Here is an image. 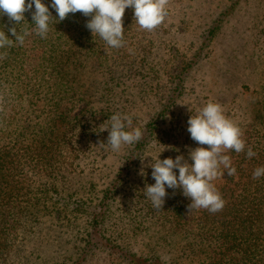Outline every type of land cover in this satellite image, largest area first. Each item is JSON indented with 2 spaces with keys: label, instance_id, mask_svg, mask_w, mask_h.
<instances>
[{
  "label": "rangeland",
  "instance_id": "rangeland-1",
  "mask_svg": "<svg viewBox=\"0 0 264 264\" xmlns=\"http://www.w3.org/2000/svg\"><path fill=\"white\" fill-rule=\"evenodd\" d=\"M43 2L51 5V0ZM83 19L84 15L80 21ZM123 20L126 46L112 49L105 43L99 45L95 55L82 50L89 68L84 77L92 93L103 73L111 76L113 72L119 78L120 105L124 113L132 116L130 127L141 128L144 143L124 145L119 152H113L107 144L100 145L101 141L107 143L109 135V130L101 129L74 165H64L51 174L35 169L30 175L35 188L32 199L42 201L43 185H55L64 195H72L67 205L52 206L51 201L46 204L43 200L42 207L41 202L30 200L19 206L0 196V218L4 213L9 219L8 211L17 218L0 234V264H129L121 255L104 248L99 236L97 241L87 234L88 212L101 206L99 197L132 155L136 169L112 206L107 229L137 256L155 249L154 253L160 251L166 260L176 263L177 239L170 237V244L161 240L168 227L162 224L164 219H160V211L151 206V201L145 204V198L140 196L146 185L155 183L148 165L158 158L184 155L187 159L189 148L200 146L191 139L187 121L209 101L220 103L224 114L247 136L255 134L252 123L264 129L259 122L260 117L264 120V0H169L168 16L152 32L135 25L132 8L125 10ZM182 79L183 87L179 89L177 83ZM24 85L16 73L10 75L6 67L0 69V87L8 96L9 111H21L18 116L28 109ZM171 96L176 99L172 105L168 104ZM90 100L97 106L104 104L96 94ZM23 121L24 118L18 124ZM93 126L110 127V120ZM0 128L10 131L4 123ZM11 132V137L17 139L19 134ZM141 159L145 175H140ZM225 182V177L214 181L217 189ZM4 188L1 183L0 191ZM167 191L166 199L191 203L182 195V189ZM73 203L90 208L84 213ZM183 205L186 219H192L196 211L187 214V205ZM53 209L58 212H51ZM188 263L186 257L180 258V264Z\"/></svg>",
  "mask_w": 264,
  "mask_h": 264
},
{
  "label": "trees",
  "instance_id": "trees-1",
  "mask_svg": "<svg viewBox=\"0 0 264 264\" xmlns=\"http://www.w3.org/2000/svg\"><path fill=\"white\" fill-rule=\"evenodd\" d=\"M48 6L54 19L47 38L42 39L33 32L24 45L14 43L10 48L0 49V52L7 53L4 59H0V69L6 67L8 74L16 73V78L26 84L23 87L29 96L28 109L18 116L21 111L10 113L9 102H6L8 96L0 87V125L4 123L10 130L0 128V184L5 185L0 196L19 206L30 200L41 202L42 207L43 200L46 204L51 201L52 206L67 205L72 195H64L55 185H43L42 201L32 199L35 188H32L31 173L38 169L51 174L64 165H74L75 159L81 157V153L90 147L93 136L102 129H94L93 125L106 122L117 112L124 113L118 98L121 95L117 88L119 78L113 72L111 76L103 73V77L98 78L94 93L88 78L84 77L89 68L81 55L82 50L95 55L100 51L99 45L105 44L98 37L94 39L86 28L88 17L84 16L80 21L83 14L77 12L59 21L57 13ZM24 15V24H32L31 12ZM29 26L34 28V25ZM8 27H11L8 17L0 16V30L15 39L7 31ZM78 34L81 37L76 36ZM182 81L177 83L179 89L183 87ZM95 94L98 101L104 100L102 106L92 104L90 98ZM168 102L171 105L176 103L175 96H171ZM22 118L24 121L19 125ZM33 120L35 124H31ZM259 122L264 124L261 117ZM250 126L255 134L253 137L244 134L245 151L226 153L237 171L235 176L225 172L226 182L218 189L226 201L222 211L196 210L189 220L182 212L183 204H188L185 199L181 202L173 198L165 200L160 219H164L162 224L168 227V232L161 240L170 244V237L177 239L176 263L166 260L160 251L154 253L155 249L148 255L137 256L136 251L123 246L107 229L112 206L136 169L131 159L133 155L124 167L118 169L106 193L99 197L101 206L96 205L88 212L87 236L92 235L97 241L99 236L104 248L121 255L129 264H180L182 257H186L188 264H264V176L253 179L254 170L264 166V129L254 123ZM11 131L19 134L17 139L11 137ZM143 143L144 139L138 145ZM248 146L257 153L251 159L246 155ZM140 196L145 198V204L150 202L144 192ZM51 205H44V208ZM74 208L85 213L90 206L76 204ZM144 210L146 214V207ZM51 212H58V209ZM8 217L6 219L2 213L0 234L17 222L12 211H8Z\"/></svg>",
  "mask_w": 264,
  "mask_h": 264
},
{
  "label": "clouds",
  "instance_id": "clouds-1",
  "mask_svg": "<svg viewBox=\"0 0 264 264\" xmlns=\"http://www.w3.org/2000/svg\"><path fill=\"white\" fill-rule=\"evenodd\" d=\"M168 5L169 0H51L50 7L57 13L59 21L77 12L90 17L85 26L94 39L99 36L109 48L121 49L126 46L123 20L126 9H133L135 25L141 30L152 32L168 16ZM25 12H31L32 24H24ZM2 15L8 17L11 27L7 31L15 39H10L4 30H0V49L10 48L14 43L24 45L26 38L33 32L42 39L47 38L54 19L43 0H27V3L26 0H0ZM20 25L24 26L18 28ZM29 25H34V28ZM6 55V52H0V59ZM109 120L110 127L102 128V131L109 130L107 143L101 141L100 145L107 144L113 152H119L122 146L137 144L143 139L140 127H130L131 115L117 112ZM187 124L191 139L200 146L189 148L187 159L184 155H178L175 159L158 158L154 162L152 159L148 166L152 168L151 175L155 183L146 185L144 193L157 211L163 210L169 195L167 189L174 192L182 189V195L191 201L187 205V214L200 209L217 213L223 210L226 201L214 181L224 177L225 172L229 176L236 175L237 170L226 153L245 151L243 130L224 114L220 103L211 101L199 109L197 114H192ZM246 155L251 159L257 153L248 146ZM141 164L140 175H145L143 159ZM175 170H178V175ZM261 176H264V166L257 167L253 172V179Z\"/></svg>",
  "mask_w": 264,
  "mask_h": 264
}]
</instances>
